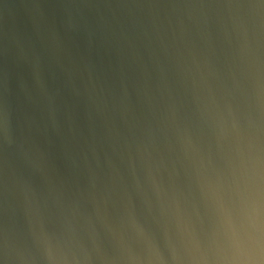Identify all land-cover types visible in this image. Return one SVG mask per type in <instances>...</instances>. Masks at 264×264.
Listing matches in <instances>:
<instances>
[{
	"label": "water",
	"instance_id": "obj_1",
	"mask_svg": "<svg viewBox=\"0 0 264 264\" xmlns=\"http://www.w3.org/2000/svg\"><path fill=\"white\" fill-rule=\"evenodd\" d=\"M0 264H264V0H0Z\"/></svg>",
	"mask_w": 264,
	"mask_h": 264
}]
</instances>
